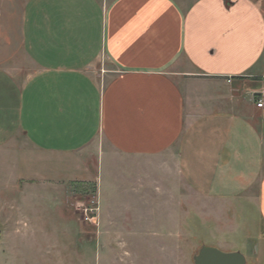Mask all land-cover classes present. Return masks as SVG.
<instances>
[{
  "label": "crops",
  "instance_id": "obj_1",
  "mask_svg": "<svg viewBox=\"0 0 264 264\" xmlns=\"http://www.w3.org/2000/svg\"><path fill=\"white\" fill-rule=\"evenodd\" d=\"M263 76L264 0H0L1 217L43 187L87 241L68 193L106 158L115 235L151 234L184 185L264 225Z\"/></svg>",
  "mask_w": 264,
  "mask_h": 264
},
{
  "label": "rangeland",
  "instance_id": "obj_2",
  "mask_svg": "<svg viewBox=\"0 0 264 264\" xmlns=\"http://www.w3.org/2000/svg\"><path fill=\"white\" fill-rule=\"evenodd\" d=\"M89 174L94 182H75L68 193L72 209L88 231L87 241L70 232L69 226L76 225L64 214L63 200L54 203V196L41 187L39 198L22 202L23 218L17 212L3 218L0 213V264H194L202 246L241 252L247 264H264V225L254 205L224 207L197 196L184 185L176 205L178 213L172 207L167 219L164 212L157 214L146 225L151 234L115 235L111 216L115 165L105 158L99 169L91 168ZM2 185L0 181V207L8 197ZM133 199L122 197L123 205L138 210ZM82 203L100 209L97 226L85 221L79 207ZM7 217L21 221L22 230L27 232L17 234L13 228H6Z\"/></svg>",
  "mask_w": 264,
  "mask_h": 264
},
{
  "label": "water",
  "instance_id": "obj_3",
  "mask_svg": "<svg viewBox=\"0 0 264 264\" xmlns=\"http://www.w3.org/2000/svg\"><path fill=\"white\" fill-rule=\"evenodd\" d=\"M247 257L241 252H224L218 248L202 246L194 256V264H247Z\"/></svg>",
  "mask_w": 264,
  "mask_h": 264
},
{
  "label": "built area",
  "instance_id": "obj_4",
  "mask_svg": "<svg viewBox=\"0 0 264 264\" xmlns=\"http://www.w3.org/2000/svg\"><path fill=\"white\" fill-rule=\"evenodd\" d=\"M263 81H264V76H263ZM257 96H258L257 106L259 108H262L264 106V87L262 91L257 93ZM80 205L81 206L79 207L84 211L85 221L97 226L98 219L100 217V209L96 207L88 208L85 203H82Z\"/></svg>",
  "mask_w": 264,
  "mask_h": 264
}]
</instances>
